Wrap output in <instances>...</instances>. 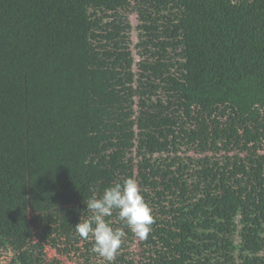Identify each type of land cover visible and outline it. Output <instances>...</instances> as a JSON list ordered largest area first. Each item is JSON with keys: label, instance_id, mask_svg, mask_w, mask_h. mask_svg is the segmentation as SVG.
Wrapping results in <instances>:
<instances>
[{"label": "trees", "instance_id": "obj_1", "mask_svg": "<svg viewBox=\"0 0 264 264\" xmlns=\"http://www.w3.org/2000/svg\"><path fill=\"white\" fill-rule=\"evenodd\" d=\"M128 178L111 264H264V0H0V244L108 264L75 225Z\"/></svg>", "mask_w": 264, "mask_h": 264}, {"label": "clouds", "instance_id": "obj_2", "mask_svg": "<svg viewBox=\"0 0 264 264\" xmlns=\"http://www.w3.org/2000/svg\"><path fill=\"white\" fill-rule=\"evenodd\" d=\"M90 213L75 225L78 235L94 241L93 251L108 264L115 260L125 237L123 229H114L105 219L115 211L124 225L140 240H146L154 223L152 210L145 202L134 179L114 183L100 197L93 195L86 203Z\"/></svg>", "mask_w": 264, "mask_h": 264}, {"label": "rangeland", "instance_id": "obj_3", "mask_svg": "<svg viewBox=\"0 0 264 264\" xmlns=\"http://www.w3.org/2000/svg\"><path fill=\"white\" fill-rule=\"evenodd\" d=\"M24 241L26 243L35 241V239L33 238V234L29 229L27 230V234L24 238ZM16 244L18 245L19 243H16ZM25 247H28V246H25ZM41 247L45 252L46 259L58 258L62 264H79L77 259H75L74 256L69 257L66 255H59L57 254L55 250L47 247L46 245H42ZM37 251H38L37 249L35 251L31 250V251H28L27 254H29L31 257H34L36 256ZM15 253L16 252L13 250V248H6L3 244H0V263L1 264H19L18 261L17 262L13 261V256L15 255ZM23 259L24 258L20 259L21 264L23 262Z\"/></svg>", "mask_w": 264, "mask_h": 264}]
</instances>
